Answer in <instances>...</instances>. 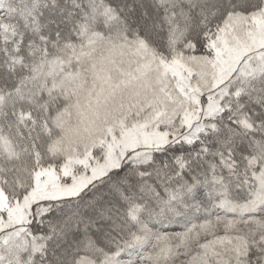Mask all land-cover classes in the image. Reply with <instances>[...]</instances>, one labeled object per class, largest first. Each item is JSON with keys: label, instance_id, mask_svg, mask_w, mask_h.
<instances>
[{"label": "snow or ice", "instance_id": "obj_1", "mask_svg": "<svg viewBox=\"0 0 264 264\" xmlns=\"http://www.w3.org/2000/svg\"><path fill=\"white\" fill-rule=\"evenodd\" d=\"M0 264H264V0H0Z\"/></svg>", "mask_w": 264, "mask_h": 264}]
</instances>
